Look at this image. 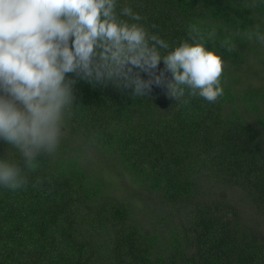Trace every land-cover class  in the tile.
I'll return each mask as SVG.
<instances>
[{
  "label": "trees",
  "instance_id": "obj_1",
  "mask_svg": "<svg viewBox=\"0 0 264 264\" xmlns=\"http://www.w3.org/2000/svg\"><path fill=\"white\" fill-rule=\"evenodd\" d=\"M251 4L117 0L169 45L162 56L190 25L214 29L224 94L175 101L162 83L137 97L73 77L56 153L24 188L0 186V264H264V44L245 35L264 32V3ZM4 155L23 165L0 140Z\"/></svg>",
  "mask_w": 264,
  "mask_h": 264
},
{
  "label": "clouds",
  "instance_id": "obj_2",
  "mask_svg": "<svg viewBox=\"0 0 264 264\" xmlns=\"http://www.w3.org/2000/svg\"><path fill=\"white\" fill-rule=\"evenodd\" d=\"M141 19L130 7L118 13L117 0H0V140L23 161L21 166L0 158V186L24 188L38 158L56 153L75 101L73 77L130 87L137 97L162 83L175 101L186 93L210 103L223 96L225 61L217 49L206 47L214 29L190 25L188 39L162 56L160 49L169 45L138 23ZM245 35L264 44L259 25ZM225 46L229 52L235 48L230 39ZM161 61L165 69L157 75ZM164 71L171 79L165 80Z\"/></svg>",
  "mask_w": 264,
  "mask_h": 264
}]
</instances>
